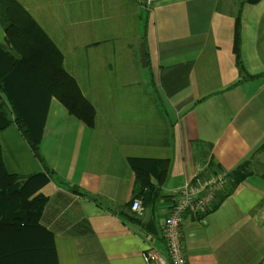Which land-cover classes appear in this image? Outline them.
<instances>
[{"label":"crops","instance_id":"obj_1","mask_svg":"<svg viewBox=\"0 0 264 264\" xmlns=\"http://www.w3.org/2000/svg\"><path fill=\"white\" fill-rule=\"evenodd\" d=\"M17 1L58 49L94 110L90 129L55 99L22 95L29 118L42 120L39 151L54 173L38 191L46 199L39 224L53 248L48 263L145 264L144 251L165 253L162 225L177 188L197 174L230 175L249 160L250 174L204 220L183 216L181 241L185 264H260L264 151H256L264 144V0ZM241 4L238 66L233 15ZM109 81L121 96H108ZM135 86L142 90L131 100L149 104L153 90L162 104V127L147 134L135 130L128 114L124 90ZM0 148L8 172L45 174L15 126L0 133ZM133 159L167 165L162 182L149 180L162 195L153 208L143 206L147 191L136 186ZM210 162L217 170L210 171ZM135 200L139 213L130 210Z\"/></svg>","mask_w":264,"mask_h":264},{"label":"trees","instance_id":"obj_2","mask_svg":"<svg viewBox=\"0 0 264 264\" xmlns=\"http://www.w3.org/2000/svg\"><path fill=\"white\" fill-rule=\"evenodd\" d=\"M258 1L244 0L242 3L256 4ZM241 7L242 4L233 15L234 57L238 66ZM221 8L218 3V9ZM0 26L4 34V41L0 43V133L15 126L45 171V174L27 177L8 172L0 148V264H49L53 248L47 232L39 224L46 199L38 191L54 173L45 165L39 151L42 120L33 122L29 118L22 95L37 93L53 98L70 117L90 129L94 127V110L75 80L64 70L58 49L17 0H0ZM263 151L264 144L256 153ZM129 161L136 186L147 191L142 198L143 206L155 207L162 195L149 180L155 177L162 182L167 165L137 159ZM249 167L248 160L228 175L231 183L219 193L216 207L250 174ZM208 168L210 171L216 169L212 162ZM60 185L94 201L76 187L63 182ZM260 264H264V259Z\"/></svg>","mask_w":264,"mask_h":264},{"label":"built area","instance_id":"obj_3","mask_svg":"<svg viewBox=\"0 0 264 264\" xmlns=\"http://www.w3.org/2000/svg\"><path fill=\"white\" fill-rule=\"evenodd\" d=\"M148 3L151 0H147ZM231 183L225 172H219L209 177L195 175L176 190V200L169 208L162 225V236L165 253L156 250H146L141 254L145 264H185L183 245L181 241V223L185 214L204 220L212 209L216 196ZM130 210L139 213L140 203L133 201Z\"/></svg>","mask_w":264,"mask_h":264},{"label":"rangeland","instance_id":"obj_4","mask_svg":"<svg viewBox=\"0 0 264 264\" xmlns=\"http://www.w3.org/2000/svg\"><path fill=\"white\" fill-rule=\"evenodd\" d=\"M142 72L143 69L141 70L140 78L142 77ZM106 89L108 90V96L113 94V91L117 92V96H121L122 90L118 86H114L112 81L108 82ZM141 90H142V86H135L132 88H125L124 92L130 97V101L128 103V105H130L128 107L129 108L128 114L134 118L135 125L137 126L135 130L138 133H142L144 131V133L147 134L153 132L152 130L162 127V124H159L157 117V112L162 111L161 108L162 104L158 99L155 98V93L153 92V90L151 91V100L149 104L147 103L148 102L147 99L144 105L131 100V96L136 92V97H137L141 93ZM148 106L150 107V110H148ZM4 149L6 148L4 147ZM11 149L13 150V148ZM16 155L17 152L14 150V156L16 157ZM8 168L10 171L12 170L15 171V169L11 168L9 164H8Z\"/></svg>","mask_w":264,"mask_h":264},{"label":"water","instance_id":"obj_5","mask_svg":"<svg viewBox=\"0 0 264 264\" xmlns=\"http://www.w3.org/2000/svg\"><path fill=\"white\" fill-rule=\"evenodd\" d=\"M139 50H140L141 59L143 61V65H145V52H144V46H143V44L140 45Z\"/></svg>","mask_w":264,"mask_h":264}]
</instances>
